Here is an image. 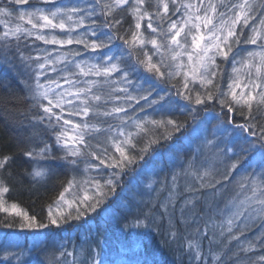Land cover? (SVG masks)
Returning <instances> with one entry per match:
<instances>
[{"label":"snow or ice","instance_id":"1","mask_svg":"<svg viewBox=\"0 0 264 264\" xmlns=\"http://www.w3.org/2000/svg\"><path fill=\"white\" fill-rule=\"evenodd\" d=\"M10 2L29 5V8L16 11L8 6L0 7V17L12 18L15 12L14 22L0 19L5 29L0 35L4 49H9L15 42L18 50L22 38H34L45 45L57 46L51 50L41 49L42 55L22 57L21 62L32 71L33 83L28 87L33 107L42 110L33 119L38 124H46V130L54 137L53 144L41 138L42 146L31 148L25 155L37 165L42 160L59 159L73 166L85 163L86 172L112 169L103 177V183L92 177L80 182L74 177L69 181L56 201L55 214L49 206L51 225L59 227L60 222H66L69 217L80 219L88 211L95 212L108 195L115 193L125 170L137 159L143 160L152 145L159 142L149 135L148 125L153 129L164 128L165 139L171 135L167 131L169 126L173 132L182 127L175 119L133 118L128 115V107L116 103L118 101H135L140 105L143 100L148 107L159 104L157 111H179L193 119L198 111L206 112L209 102L215 101L225 115L236 114L245 119L244 123L227 121L233 124L234 132L233 147L224 152L225 156L231 153L228 173L236 172L254 153H259L264 160V124L257 129V124L252 122L256 120L254 109L264 116V0H94L87 7L80 3L72 6L57 4L56 0H41L51 7H39L30 0ZM120 10L133 18L134 30L120 34L118 26L122 18L115 15ZM86 20L90 21L87 25ZM145 20L148 35L142 31ZM116 41L122 44H116ZM241 44L256 45L258 50L247 51L245 56L237 59L240 53L234 49ZM73 45L77 47H69ZM105 49L107 51H103ZM230 55L231 72L226 88L222 90L224 74L218 60L227 63ZM141 69L149 76L134 82L131 75ZM46 70L57 76H47ZM41 77H45L44 82ZM177 79L179 85L173 83ZM172 90L177 99H173ZM153 92L156 98L150 100ZM181 100L186 103L181 105ZM129 107L133 106L129 104ZM140 111H144V105H140ZM108 118L118 119L120 123L114 126ZM214 118L219 119L218 116ZM104 123L108 124L107 128L101 127ZM130 127L136 131H129ZM141 134L149 138L136 156L133 151L137 150L136 141ZM101 136L113 152L110 153L108 147H101ZM53 146L62 155H55ZM10 159L9 156L0 158V169L5 168ZM92 160L99 163H92ZM184 174L188 175L187 172ZM30 175L34 179L42 178L46 171L37 166ZM192 176L201 187L215 188L220 183L213 182L208 169L194 170ZM223 179L228 181L230 176L226 174ZM176 182L174 175L173 188ZM74 188H82V194L67 199L65 193ZM236 188L235 195L228 198L223 207L217 206L215 214L222 219L212 220L211 226L219 230L220 236L227 235L225 248L232 241L238 242V250L233 255L240 251L247 254L257 247L264 249V167L259 171L255 168L244 170L239 174ZM9 191V187L0 181V212L21 218V228L49 226L37 222L35 216H29L15 202L9 204L5 200ZM173 196L174 192L170 191L167 203L161 205L169 215L170 224L168 209L173 204ZM191 202L188 200L185 204ZM151 216L149 209L123 227L126 230L148 228ZM256 228L260 231L249 238L247 233ZM171 235L175 238L176 233ZM206 235V232L201 233V236ZM214 236L215 233L209 238L210 245ZM187 247L193 261L205 264L201 239L188 241ZM209 253L214 264H222L223 252L211 253L210 248ZM252 264H264V255L257 256Z\"/></svg>","mask_w":264,"mask_h":264},{"label":"trees","instance_id":"2","mask_svg":"<svg viewBox=\"0 0 264 264\" xmlns=\"http://www.w3.org/2000/svg\"><path fill=\"white\" fill-rule=\"evenodd\" d=\"M92 2H94V0H89L87 3L89 4ZM5 3L6 2H0V5L4 4L6 6V4H8ZM115 15L117 18H122V23L118 26L120 34H124L126 30H134L133 18L127 12L120 10ZM88 23H90V21L86 20V25ZM80 31H83V29ZM144 31L146 34L148 33L145 26ZM0 35H2L1 25ZM116 44H122V42L116 41ZM2 45L3 41H0V158L5 156L11 157L5 168L0 169V180L10 189L7 196H5V200L9 204L12 202L18 204L19 208L26 211L29 216H35L37 222L51 226L48 219L49 206L53 208L56 205L60 193L64 191L69 181L74 177L75 179H78L77 174L81 173L79 168H81L82 162L73 166L63 160L57 159L50 161L42 160L39 162V165H37L36 161L25 155V153L31 148H39L42 146L40 143L41 138L49 144H53L54 137L51 135L50 130H46V124H38L37 121L33 119L40 115L42 110L33 107V101L30 99L31 92L28 87L33 83L32 71L31 69L26 68L25 64L21 61L22 57H35L37 55H42L43 53L40 51L41 49L51 50L57 46L45 45L41 41H35L34 38H22L19 42L18 50L15 42H12L10 48L7 50L4 49ZM69 47L75 48L77 46L73 45ZM248 47L249 45L241 44L239 48L234 49V52L240 53V55L237 56V59H241L246 55ZM103 51H107V49ZM149 54H151L150 46ZM153 59L155 60L156 57H153ZM218 63L221 64L224 74V79L221 82V89L223 90L226 88L228 77L231 72V55L227 63H221L219 60ZM46 71L47 76L53 78L57 76V73L55 72ZM148 76L149 74L141 69L138 73L131 75L130 78L136 82L138 80H143ZM44 80L45 77H41V82H44ZM173 83L179 85L180 80L177 79ZM144 87L146 88L147 84H145ZM169 88L171 89V85H169ZM172 91L174 94V90ZM120 95L123 94L121 93ZM154 98H156L155 92H153L152 95V99ZM174 99H177L175 98V95ZM116 103L120 104L121 102L118 101ZM180 103L183 105L186 102L181 100ZM140 105H144V110L148 111V114L143 118L155 120L175 119L182 125V127L180 131L173 132L171 126H169L167 131L170 132L171 135L169 138L165 139L164 128L153 129L151 125H148L151 130L149 135L157 138L159 142L152 145L143 160L137 159L134 164L130 165L125 170V172L134 171L137 163H141V161L144 165L146 164L145 166L148 167L147 170H144L141 174L137 172L135 173L136 186L129 183L128 185L125 184L124 189L127 187L129 190L128 192H131L129 187H132V191L135 190L134 192L140 189L143 191L144 195H146L150 191L149 188H152V192L150 191L148 196H151L153 193V198L143 197L142 202L144 203L140 207L135 204L137 202L129 198L130 209H132V212L129 216L125 214V216H127L126 220L121 216L118 217L120 224L119 228L130 223L133 217L139 216L138 214L134 215L135 205L138 210L140 209L141 217L145 212H148L149 209L152 210L149 227L143 228L140 237H134L132 232L116 237V235H114L116 229L109 225L108 230H105L104 233L99 231L97 236L106 242L105 236L108 232H111L113 237L110 239L109 243H113V240H116L113 245L115 247L119 246L122 252H128V259L125 262L118 264H189V262L185 261V256L183 255L184 252L180 251L179 248L181 247L180 245L182 242L181 236H184L182 232L184 231V228H182L183 222L180 221L181 215H183L184 219L186 217V222L194 231L195 228L197 230L199 227L203 228L206 225L205 213L209 215L210 218L214 217L216 220H220V216H214L215 210L217 206L223 207L226 200L235 195L237 191L236 181L239 179V174L243 173L246 169L251 170V168H255L259 171L264 167V160H262L259 153H254L241 164L236 172L230 174L228 173V165L230 163L229 157L231 156V153H229L228 156L224 155L225 158L222 159L221 162L219 160L215 164H211L212 158L216 155L219 157L221 154L218 147L221 146L222 150H226L229 147H233V141L229 142L226 140L222 145L207 146L202 143L201 139L198 140L195 137H191L190 134L197 123L203 124L202 128H204L205 131H207L210 126H214L213 121L211 120V115L204 114L207 113V111L210 112V110L213 111V113L221 112V108L215 103V101L210 103V107L206 112L198 111L195 118L196 122H193L194 119L192 116L179 111H157V109L160 108L159 104L152 105L151 107H148L147 103H141ZM127 107L128 109L132 108L129 106ZM129 113L128 110V115ZM253 115L256 116V120L252 122L257 124L258 129L261 124H264V116L258 114L255 109ZM221 116L222 122H227L231 118L230 115H225V112H223ZM232 121L233 123H244L245 119L243 116L233 114ZM148 138L149 136L141 134L136 141L137 150L133 151V155H139L138 149L143 147L144 142ZM100 139H103V137H100ZM170 139L173 140L170 141ZM220 140H224V137L221 136ZM234 150L238 151L239 149L235 148ZM52 151L57 156L62 155L56 146H53ZM199 152L200 154L197 158ZM197 159L198 162H195ZM189 165L192 167H189ZM37 166L43 167L46 171V175L42 178L34 179L30 173ZM142 166L143 164L139 166L138 170ZM207 168L211 173V176L214 178L213 182L220 181V183L216 184L215 188L201 187L199 182L192 176L194 170L202 171V169L204 170ZM185 172H187L188 175H185ZM226 174L230 176L228 181L223 179ZM174 175L177 176L175 188L172 187V177ZM122 185L123 182L118 184L115 193H119L120 191L123 192ZM220 187L222 188V191L217 193ZM170 191L174 192V196L172 197L173 204L169 205L168 212L171 213V220L173 221L172 228L177 235V240L173 241L167 238V234H171L168 231L169 215L165 213L164 208L161 207L162 204L167 203ZM114 194H110V197ZM120 196L121 193L117 194L114 198V202L119 198L121 199ZM209 197L210 201L208 202ZM126 199H128V197L124 198V200ZM180 200H182V203ZM188 200H191L192 202L185 204ZM107 203L108 200H104L98 208H105ZM181 208H184L185 210L182 212ZM118 212L121 213L120 210H118ZM121 215L123 214L121 213ZM99 218L100 216H97L95 220L98 221ZM21 222V218L19 217L5 213L1 214L0 212V226L3 229H7L10 227L9 225H11V227L17 226L18 223ZM67 225L68 231L76 233V229L72 224ZM259 231L260 229L256 228L252 232H248L247 236L251 238ZM77 233L74 239L68 241L64 247L65 249L70 250V248L73 247L77 249V244L82 241V238ZM94 236L95 235H92V237ZM172 238L174 239V237ZM187 239L192 238L188 237ZM243 239L244 237H241V240ZM235 242L238 243L237 241ZM159 244H162L161 248H157L159 247ZM177 244L180 245L178 246ZM176 245L177 248H175ZM134 246L138 247V249L134 250ZM237 250V247H235V250H227L221 257V261L225 262V264H238L237 260L241 258V260L244 259L249 264H252L254 260L250 261V257L255 254L256 256L254 257L264 255V249L259 247L247 254L240 251L238 255H233ZM151 251L153 253H151ZM211 259L213 258L210 257L209 261H206L205 264H213ZM190 264H197V262L195 261Z\"/></svg>","mask_w":264,"mask_h":264},{"label":"rangeland","instance_id":"3","mask_svg":"<svg viewBox=\"0 0 264 264\" xmlns=\"http://www.w3.org/2000/svg\"><path fill=\"white\" fill-rule=\"evenodd\" d=\"M70 1V4H69ZM89 0H56L57 4H64L68 6H72L74 4L80 3L82 6L87 7ZM0 2H6V6L9 8H13L16 11H21V10H27L29 8V5H15L10 2V0H0ZM30 3H36L37 6L39 7H51V5H44L41 0H30ZM5 6L0 5V7ZM171 7V6H170ZM150 10V9H149ZM151 11V10H150ZM14 17H15V12L13 13L12 18H4L0 17V19H10L13 20L14 22ZM175 18V17H173ZM2 27V33L5 30L4 25L0 24ZM147 21L145 20L143 22L142 26V31H144V26L146 27ZM155 26V25H154ZM146 31L149 32V30ZM145 32V31H144ZM146 34V32H145ZM148 35V33L146 34ZM248 35V30L245 29V36ZM40 46V45H39ZM251 50H258L256 45H249L247 48V51ZM90 55H96V53H91ZM134 95H138V93L134 92ZM146 94V93H145ZM176 98V97H175ZM149 99H152V96L149 97ZM173 99H174V94H173ZM120 104H124V106H129L132 105L135 110H133V107L129 109V116L133 118H143L145 117L146 114H148V111H140V105H136L135 101L131 102H124L120 101ZM214 102V101H212ZM210 102V103H212ZM146 104V101L141 100L140 104ZM126 104V105H125ZM110 106V105H109ZM200 107V106H196ZM224 111H221L219 113H213V111L210 110L207 111L204 115H211V120L213 121L214 126H210L207 131H205L204 128H202L203 124L197 123L193 129L192 133L190 134L191 137H195L198 140L201 139L202 143L207 145V146H215V145H222L223 142L226 140L229 142H232L234 140V132H233V124H228L227 122H222V113ZM124 115V114H121ZM219 117V119H216L214 117ZM230 119L232 120L233 114L230 115ZM112 125H117L120 123L118 119H112L109 118V121ZM193 122H196L195 119ZM192 122V123H193ZM131 123V122H129ZM209 125V124H208ZM108 124L104 123L101 124L102 128H107ZM129 131L135 132L134 127H130L128 129ZM223 136L224 140H220V137ZM102 138V136H101ZM232 139V140H230ZM173 139H170L172 141ZM196 140V139H193ZM101 141V147H108V151L111 153L114 150L111 148L110 145H106L103 142V139H100ZM93 144L96 143V141H92ZM227 143V142H226ZM217 148V147H216ZM222 147H218L220 153V156L218 157L217 155L212 158L211 164H215L222 159L225 158V150L221 149ZM97 153H100V150H97ZM200 152L198 153L197 158L199 157ZM92 163H99L98 161L92 160ZM198 162V159L195 161ZM143 164V166L137 170V173H142L144 170H147L148 167L144 165V163H140V165ZM86 165L85 163H82L81 168H79L81 173H78L76 181L80 182L85 179H88L89 177L100 179L101 183H103V177L112 171V169H108V172H105L103 168L97 169V170H91V171H85ZM208 169V168H207ZM203 171V169H202ZM1 181V180H0ZM120 182H123L122 189L123 192L121 193V199H117L116 202H114V198L117 196L119 193H115L112 197L108 195L104 200H108V203L105 208L99 209L97 208L95 212L88 211L85 213L84 216H82L80 219H75L69 217L66 222L61 221L60 226H48L47 228H40V229H31V228H21L18 223L17 226L13 227H8L6 228H1L0 226V264H94V261H99V264H118L125 262L128 259V252H122L119 246H114L113 244L116 242V240H113V243H109L110 239L113 237V234L111 232H108L106 234V242L103 241L101 238H99L97 235L99 234V231L101 233H104L105 230H108L109 225L113 228L116 229L114 235L116 237H119V235H126L128 232H132L134 237H140L143 228H138V229H132V230H126L124 227H120L119 224V219L118 217H123L125 220L127 216L130 215L132 212V209H130V200L129 198L133 199V201L137 202L135 203L139 207L143 205V197L146 198H153V193L151 196H148V193L151 191L152 188H149V192L144 195L142 190H137L136 192L132 191V187H129L131 189V192H128V188L125 187V184L131 183L132 185L136 186V178L135 175H127V172H124L119 180ZM222 188L217 191V193L221 192ZM124 193L125 197H128V199L124 200ZM82 194V188H74L71 192L65 193V196L67 199H72L74 195H81ZM7 196V194L5 195ZM123 197V198H122ZM122 200V201H120ZM210 201V197L208 202ZM182 203V200H180ZM110 207H109V206ZM134 207V215L138 214L140 215V209L138 210L137 207ZM183 206V205H182ZM55 207L56 205L52 208L53 209V214H55ZM109 207V208H108ZM185 210L184 208H181V210ZM123 214L121 215V213ZM118 212V213H117ZM4 212H1V214ZM117 213V215H116ZM6 214V213H5ZM98 214V215H97ZM127 214V216H125ZM75 215V212L73 210V216ZM97 216H100L99 220L96 221L95 218ZM206 216V225L200 229V232H197L196 228L195 231L192 229L191 226L186 222V217L184 219L183 215H181V222L182 228H184L183 232L184 236L182 235V242L181 245L177 244L178 246L180 245V251H183V255L185 256V261L190 263H193V261L190 257V250L187 247L188 241H195L197 239H201L202 241V253H203V259L205 260L204 262L208 261L212 255L209 253V249L211 248V253H218V252H225L227 250H235V247H237V244L235 241H232L231 244H228L227 247L225 248V245L227 244V235L225 236H220L219 230L212 228V220H216V218H210L209 215L205 213ZM216 216V214L214 215ZM222 219V218H221ZM112 220V222H111ZM173 223V221H172ZM172 223L168 224V231L170 233L175 232V230L172 228ZM67 224H72L74 228L76 229V233L79 234V236L82 238V241L77 244V249L70 248V250L65 249V245L68 243L70 239H74L76 236V233H72V231H68V225ZM118 226V227H116ZM118 228V229H117ZM74 231V230H73ZM206 232V236H201V233ZM215 233L214 236V242L210 245L209 244V238L213 237V234ZM92 235H95L92 237ZM102 237V236H101ZM173 236L170 234H167V238L170 240H177V235L175 238H172ZM184 237V238H183ZM188 237H191L192 239H187ZM158 244V243H157ZM170 244V243H168ZM110 245V246H109ZM177 245L175 248H177ZM161 248L162 244L158 245ZM169 248V246L167 245ZM133 249H138V247L134 246ZM155 249V248H153ZM179 250V249H178ZM166 251V250H165ZM13 253L17 255H12ZM151 253H153L151 251ZM156 254V253H155ZM256 256L253 255L250 257V261L255 260ZM7 257V258H6ZM213 258V257H212ZM212 262L214 264V261L212 259ZM238 264H249L246 260L239 258L237 260ZM222 264H225V262H222Z\"/></svg>","mask_w":264,"mask_h":264},{"label":"bare ground","instance_id":"4","mask_svg":"<svg viewBox=\"0 0 264 264\" xmlns=\"http://www.w3.org/2000/svg\"><path fill=\"white\" fill-rule=\"evenodd\" d=\"M139 166H140V162L137 163V166H136V168H135L134 171H127L128 176H129V175H131V176L135 175V173L137 172ZM211 260H212V259H211ZM208 261H209V260H208Z\"/></svg>","mask_w":264,"mask_h":264}]
</instances>
